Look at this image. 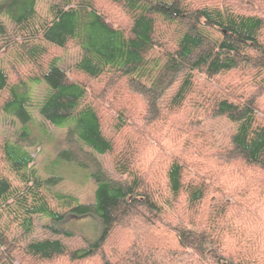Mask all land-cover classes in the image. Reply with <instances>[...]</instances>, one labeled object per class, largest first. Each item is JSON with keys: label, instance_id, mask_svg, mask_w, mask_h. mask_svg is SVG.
Wrapping results in <instances>:
<instances>
[{"label": "trees", "instance_id": "1", "mask_svg": "<svg viewBox=\"0 0 264 264\" xmlns=\"http://www.w3.org/2000/svg\"><path fill=\"white\" fill-rule=\"evenodd\" d=\"M110 4L126 21L93 0H57L48 16L38 0L0 1V115L22 125L2 146L20 184L0 175V264H264V0ZM46 44L75 48L71 68ZM6 54L31 69L28 78L11 80ZM97 81L105 84L95 90ZM29 84L48 89L38 105L46 123L112 157L118 179L98 167L92 202L53 192L55 178L34 171L28 149L47 133L32 137ZM124 93L139 98L135 106ZM102 103H119L108 120ZM219 119L236 126L229 139L208 128ZM56 160L79 162L69 149ZM37 216L62 224L92 216L101 230L76 249L62 238L28 240ZM119 228L132 243L111 259Z\"/></svg>", "mask_w": 264, "mask_h": 264}, {"label": "rangeland", "instance_id": "2", "mask_svg": "<svg viewBox=\"0 0 264 264\" xmlns=\"http://www.w3.org/2000/svg\"><path fill=\"white\" fill-rule=\"evenodd\" d=\"M2 1V0H0ZM57 0H38V12L41 16H48L50 6ZM98 6L116 18L118 22L123 23L126 21L123 14L120 11L114 9L110 4V0H93ZM125 25L124 28L129 26ZM12 32V26L9 24L8 29ZM48 50L51 55L54 57L63 58L62 63L64 67H70L77 59V51L75 48H69L68 52H64L61 49L55 48L51 45H48ZM13 55H4L3 63L4 67L9 71L11 80L15 83L21 78H28L31 69L27 66H19L16 64ZM72 71V69H70ZM104 81L92 82V86L97 89H101L105 83ZM178 82L173 86L167 93V98L176 92L179 86ZM33 89V104L31 112L33 115L34 124L32 127V137L35 141L42 140L41 137L43 132L47 133L46 137L43 139V142L33 147L30 145L29 151L32 153L35 158L33 164L34 171L42 179L45 178H55L57 183L52 189L53 192L62 193L65 195H72L79 200L81 204H87L94 200L96 183L91 178V174L98 170V167L104 171L105 175L109 179H118V175L115 172L112 157L109 155H98L92 150L85 146L79 145L76 141L67 140L66 130L61 128H56L48 123H46L38 112V105L46 97L48 89L45 85L29 84ZM114 92V91H113ZM137 96H132L130 94L124 93V100L128 104H133L135 106ZM168 103V101H167ZM165 103V104H167ZM101 110L106 115L107 118L115 115V109L119 106V103H115V106H110V104H100ZM21 124L16 122L14 119L7 117L5 115H0V175L8 177L14 184L18 186L20 184L19 177L7 166L2 154V146L5 144L7 139L14 140L18 131L21 129ZM233 124L226 122L224 120H218L213 123V126L208 127L216 132H221L220 136L223 139H229L232 133L235 130ZM130 129V128H129ZM130 131V130H129ZM130 133H133L132 130ZM129 133V134H130ZM63 149H69L74 154L77 155V161L87 164V166L82 167L77 163L65 162L60 160L58 163L56 157ZM64 162V163H63ZM261 182H264V179H260ZM56 210H60V206L54 203ZM52 225L55 227L71 230L76 235L72 239H67L64 236H57L52 232ZM100 223L94 219L92 216H82V217H73L66 223H52L49 218L45 216H37L34 221V229L31 234L28 235V240L33 239H45V238H62L64 242L69 245L71 248L76 249L84 247L87 245V241L96 239L100 233ZM19 233H23L19 230ZM132 243V235L129 230L119 228L116 230L107 245V255L112 256L111 259H118L122 252H125L128 246ZM99 259L95 258L94 260L87 262L86 264H98ZM55 264H71L67 259L58 260Z\"/></svg>", "mask_w": 264, "mask_h": 264}]
</instances>
